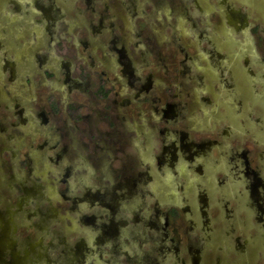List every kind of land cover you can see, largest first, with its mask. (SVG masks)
I'll return each mask as SVG.
<instances>
[{
    "label": "flooded vegetation",
    "instance_id": "flooded-vegetation-1",
    "mask_svg": "<svg viewBox=\"0 0 264 264\" xmlns=\"http://www.w3.org/2000/svg\"><path fill=\"white\" fill-rule=\"evenodd\" d=\"M6 1L14 5L15 12L20 10V7L17 8L19 0H0V44L6 49L4 54H7L17 44L24 42L27 44V54L22 59L24 68L20 69H26L23 78L11 79L18 66L16 59L9 58L5 60L7 73L0 75V87L11 92L7 100L0 101V150L2 153L9 150V142L18 136L15 133L22 125L28 134L39 130L37 141L45 144L46 138L51 135L48 137L45 133L47 137L44 138V131L63 136L67 133L64 128L67 121L70 129L74 130L72 136L81 146H90L89 152L100 149L94 154L105 155V168L110 173L116 169V166H111L116 157L115 150L125 155L127 150L124 145L131 144V156L127 157L130 167L125 164L120 171L115 172L116 180L104 176L105 183H101L99 189L93 184H81V188L94 187L93 190L86 188L82 191L85 197L97 198L100 204L108 206L109 213L101 209L104 213L102 217L108 218L105 222L104 219L100 221L99 232L106 236L112 235L115 225L120 222L118 219L112 222L116 202L112 205L111 200L118 192L121 196L128 195L136 183L133 176H124L122 180V173L135 169L138 179L140 170L149 178L150 168L164 170L156 182L158 187L165 186L167 181H171L172 174L187 168L192 159L200 157L216 141L217 132L211 114L198 103L196 94H207L200 95L206 100L210 94L212 98L222 94L220 91L214 94L209 84H206L211 79L204 85L201 75L193 72L192 62L187 59L182 47L187 44L184 32L180 31V36L174 35L173 30L166 34V24L148 20L150 8L139 12L135 10L136 0H94V4L91 0H78L81 5L76 1L78 4H71L72 7L71 0H68L70 3L67 5L66 0H53V5L49 0H26L31 8L22 9L17 19L7 16L11 12L2 7ZM225 1L220 5L222 16H226L228 23L235 22L236 19H232L237 10ZM144 2L150 7L149 0ZM55 3L60 4V9ZM124 13L129 16V24L120 18ZM64 14H76L78 18H74L76 27L72 32L68 29L69 24H65ZM22 21L27 24H20ZM7 25L10 29L6 28ZM3 39L9 42L3 44ZM243 98L238 97L236 103H241ZM199 123L206 128L197 134ZM226 127L228 125L224 124L220 128L221 135H227ZM27 132L26 137H29ZM110 138L115 140L106 143L105 140ZM51 140L53 143L50 146L55 147L59 139ZM256 141L259 142L253 138L254 147L250 149L258 155V165L264 167V147ZM42 144L40 142V147ZM247 151L245 146L239 154L245 157ZM92 161L96 162L95 156H92ZM201 165L199 163L196 167L200 168ZM5 166L10 168L11 165L5 163ZM58 168L59 178L54 183L55 196L58 198L61 195L73 202L75 197H79V194H73L78 193L75 183L79 182V178L73 177V164L67 159ZM255 170L257 172H254L253 180L245 185V192L241 196L233 191H221L218 198L220 203L214 202L210 181H205L209 182L208 185L203 182L199 186L197 198L194 195H181L176 199L175 195L167 192L153 195L151 192L154 190H149L150 186L148 190L140 192L153 198L152 203L156 206L160 202L165 204L161 209L153 206V210H150L147 207L144 225L148 230L145 231L149 235L151 249L144 251V259L152 252L151 246L159 249L168 246L175 248V244L170 243L172 236L168 234V230H174L178 235L184 232L181 235L185 240L183 243L190 251L194 264L197 253L206 246L216 248L215 253L210 252L212 258L223 261L220 251L222 245L215 244L213 239V230L219 227L221 238L225 239V233L229 235L234 232L233 242L231 239L224 242L228 246L227 251L224 250L226 261L229 264H251L253 245L264 232V222L260 231L255 228V233L243 237L239 233L244 234L245 230L250 229L252 218L264 219V171L259 168ZM142 180L143 183L145 179ZM145 183L152 184L149 180ZM64 190L67 196L63 194ZM229 200L234 204H229ZM195 202L201 207L198 212ZM216 208H219L218 213ZM197 213L204 224L201 231ZM219 213L224 215V224ZM93 214L88 210L82 215L87 226ZM109 217L112 219L108 220ZM182 217L188 222L185 231L178 225ZM191 227L200 231L196 234L197 240L190 239Z\"/></svg>",
    "mask_w": 264,
    "mask_h": 264
},
{
    "label": "rangeland",
    "instance_id": "rangeland-1",
    "mask_svg": "<svg viewBox=\"0 0 264 264\" xmlns=\"http://www.w3.org/2000/svg\"><path fill=\"white\" fill-rule=\"evenodd\" d=\"M49 1L53 5V0ZM76 1L78 2L71 0L70 3L66 0V5L70 3L74 6L79 3L80 6L81 1L78 3ZM144 1L136 0L135 10L139 12L150 8L148 20L166 24L164 28L166 34L173 30L174 35L180 36V31L184 32L187 44L182 47L186 51L187 59L192 62L193 72L201 75L203 79L201 83L204 85L211 79L206 84H209L214 94L219 91L222 94L214 95V98L210 94L208 100L200 96L207 94L201 93L199 96L196 94L198 103L203 105L204 110L210 113L214 120L212 123L217 132L216 141L203 152L200 151L202 155L192 159L187 168H181L172 174L175 177L172 176L171 181H167L165 186L158 187L156 182L164 170L150 168V178L140 170L138 179L135 169L124 171L121 179L124 180V176H133L136 183L128 195L121 196L118 192L111 200V204L116 202V205L111 216L113 219L109 217L108 220L111 218L113 222L114 219H118L120 223L115 225L112 235L106 236L99 232V223L103 219L105 222L108 218L102 217L104 214L102 210L109 213V208L100 204L97 198L85 197L82 191L86 188L93 190L94 187L81 188V184H93L99 189L101 183H105L104 176L116 180L115 172L120 171L125 164L130 167L127 157L131 156V144L124 145L127 150L125 155L120 150H115L116 157L112 160L111 166H116V169L109 173L105 168V155L94 154L100 149L89 152L90 146L86 148L81 146L72 136L74 130L70 129L67 121L64 128L69 134L65 133L58 137L44 131V138L51 135L49 138L59 139L55 147L50 146L53 140L46 138L45 144L40 141L43 143L41 148L40 142L37 141L39 130L28 134L27 129H24L23 125L20 126L15 133L18 136L9 142V150L6 153L0 150V264H194L195 261L191 262L190 251L183 243L185 240L181 235L184 232H179L178 235L174 230H168V234L172 236L170 243L173 242L175 248L168 246L159 249L151 246L152 252L144 259L146 256L142 254L149 248L150 243L146 232L148 230L144 225L147 207L149 206L150 210H153V206L161 209L165 204L160 202L156 203V206L152 203L153 198L140 192L148 190L150 186L149 190H154L151 192L153 195L167 192L175 195L176 199L181 195L184 197L194 195V198H197L196 194L200 192L199 188L203 182L210 181L214 202L220 203L218 198L221 191H233L241 196V193L245 192V185L253 180L254 172H257L255 169L264 171V167L258 165V155L252 153L253 150L250 149L254 147L253 138L259 141H256L258 145L264 147V0H224L237 10L232 19L236 20L232 23H228L226 16H222L223 9L220 5L223 0H149L150 7L145 5ZM91 2L94 4V0ZM18 5L17 8L20 7V10L15 12L12 3L9 1L2 3V7L11 12L7 16L16 19L22 9L31 8L26 0H19ZM55 5L60 7L58 3ZM75 15H65L67 21L65 24H69L68 29L71 32L76 27L74 21L78 19ZM120 18L125 24H129L127 13ZM20 24L27 23L22 21ZM6 28L10 29L8 25ZM1 42L6 44L9 41L3 39ZM26 45L21 42V45L17 44L12 49L14 51L10 50L4 54L6 49L4 50V46L0 44L1 76L7 73L6 58L16 59L19 70L24 68L22 59L27 54ZM18 68L15 67L12 80H19L25 76L26 69L19 71ZM51 68L55 69L54 66ZM10 93L5 87H0V101L7 100L6 97ZM243 96V101L236 103L237 98ZM24 113L25 111L23 115ZM221 117L223 119L219 120ZM199 124L197 134L204 132L206 128ZM224 124L229 127H226L227 135L220 134V128L224 127ZM26 132L29 137H26ZM114 140L115 138H110L105 141L111 143ZM245 146L248 151L245 153L246 156L242 157L239 153ZM92 156H95L96 162L92 161ZM67 159L73 164V177L79 178V182L75 183L78 193H73L79 194V197H75L73 202L61 195L57 198L54 189V183L59 178L58 167ZM196 162L202 163L200 168L196 167L198 165ZM5 163H9L10 168H7ZM139 177L141 180L145 179L143 183ZM146 179L152 184L147 185ZM208 183L205 182L204 185ZM63 194L67 196L65 190ZM229 204L234 202L229 200ZM194 206L196 212L201 208L197 206V202ZM218 209L216 208V213ZM88 210L95 213L89 226L82 218ZM219 215L221 223L224 224V215L220 213ZM198 218L200 220L198 228L201 231L204 224L201 222V215H198ZM263 222V218L260 220L252 218L250 229L245 230L244 234L240 232L239 235L243 237L253 234L255 228L260 231ZM178 223L183 230L187 229V219L182 217ZM200 231L191 227L190 239L197 240L196 234ZM213 232L214 243L222 245L219 246L224 262L212 258L210 252L215 253L216 248L206 246L197 253L196 264H229L224 254L228 246L224 242L230 239L233 242L234 232L229 235L225 233V239L220 237L219 227L214 228ZM161 241L163 242V239ZM179 241L181 242L178 243ZM253 247L251 264H264V232Z\"/></svg>",
    "mask_w": 264,
    "mask_h": 264
}]
</instances>
